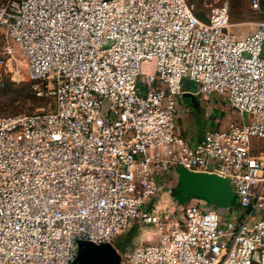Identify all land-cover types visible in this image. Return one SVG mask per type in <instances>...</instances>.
I'll use <instances>...</instances> for the list:
<instances>
[{
	"label": "built area",
	"instance_id": "2783aa9c",
	"mask_svg": "<svg viewBox=\"0 0 264 264\" xmlns=\"http://www.w3.org/2000/svg\"><path fill=\"white\" fill-rule=\"evenodd\" d=\"M204 3L201 19L191 0H0V80L49 99L0 115V264H69L78 239L110 243L129 217L154 237L119 264H264V0L242 37L230 0ZM188 81L246 120L190 144ZM177 166L226 177L231 205L158 204Z\"/></svg>",
	"mask_w": 264,
	"mask_h": 264
},
{
	"label": "rangeland",
	"instance_id": "374dc122",
	"mask_svg": "<svg viewBox=\"0 0 264 264\" xmlns=\"http://www.w3.org/2000/svg\"><path fill=\"white\" fill-rule=\"evenodd\" d=\"M193 2L194 13L199 18H205L207 6L204 0H191ZM229 25L228 29L235 35L244 36L251 31L256 22L261 18L262 13L253 11L248 6V0H230ZM203 18H202V17ZM12 63L17 65L20 73H24V69L19 66V59ZM148 65V64H147ZM143 65V68H149ZM16 68V67H15ZM187 87L191 92V97H184L181 94L177 95L178 104L181 107V112L178 116V131L189 138L190 144L195 141L196 134L201 135L203 131L209 128H222L229 122H240L246 120L245 113L239 112L231 106L225 94L210 93L206 97L199 94H194L197 85L188 81ZM48 98L32 97L28 88L27 82L23 79H12L10 74L2 77L0 80V115H11L16 113H31L48 108ZM264 145V140L260 141ZM158 204H170L178 206L184 204L188 200L178 203L174 201L171 195V188H162L157 196ZM167 200V201H166ZM213 205V204H208ZM146 208L147 205H142ZM153 226L149 223L136 222L133 218H128L125 228L119 232L111 240L110 244L115 250H127L132 245L139 243L141 239H152Z\"/></svg>",
	"mask_w": 264,
	"mask_h": 264
},
{
	"label": "water",
	"instance_id": "95a60500",
	"mask_svg": "<svg viewBox=\"0 0 264 264\" xmlns=\"http://www.w3.org/2000/svg\"><path fill=\"white\" fill-rule=\"evenodd\" d=\"M181 95L193 99L189 91H184ZM171 195L178 203L197 198L207 205L215 206H229L233 199V192L226 177L215 172L194 171L182 166L176 167ZM69 264H119V255L107 241L78 239L76 254Z\"/></svg>",
	"mask_w": 264,
	"mask_h": 264
},
{
	"label": "crops",
	"instance_id": "0c3cea01",
	"mask_svg": "<svg viewBox=\"0 0 264 264\" xmlns=\"http://www.w3.org/2000/svg\"><path fill=\"white\" fill-rule=\"evenodd\" d=\"M202 135V134H201ZM201 135H199V134H196L195 136H194V138H195V140L196 139H198ZM157 198V197H156ZM156 201H159V199L157 198V200ZM167 201V200H166Z\"/></svg>",
	"mask_w": 264,
	"mask_h": 264
},
{
	"label": "trees",
	"instance_id": "16d2710c",
	"mask_svg": "<svg viewBox=\"0 0 264 264\" xmlns=\"http://www.w3.org/2000/svg\"><path fill=\"white\" fill-rule=\"evenodd\" d=\"M230 6H231V4H230ZM198 16H200V15H198ZM202 17V16H201ZM203 18V17H202ZM27 88H28V85H27ZM29 90V89H28ZM30 92V91H29ZM30 94H31V96L32 97H36V98H40V97H37V96H35V95H33L31 92H30Z\"/></svg>",
	"mask_w": 264,
	"mask_h": 264
}]
</instances>
